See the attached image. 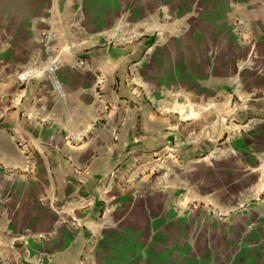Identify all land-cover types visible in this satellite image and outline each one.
<instances>
[{
	"label": "crops",
	"instance_id": "0c3cea01",
	"mask_svg": "<svg viewBox=\"0 0 264 264\" xmlns=\"http://www.w3.org/2000/svg\"><path fill=\"white\" fill-rule=\"evenodd\" d=\"M0 264H264V0H0Z\"/></svg>",
	"mask_w": 264,
	"mask_h": 264
},
{
	"label": "built area",
	"instance_id": "2783aa9c",
	"mask_svg": "<svg viewBox=\"0 0 264 264\" xmlns=\"http://www.w3.org/2000/svg\"><path fill=\"white\" fill-rule=\"evenodd\" d=\"M235 27L237 29L236 34L240 42L244 45L249 44L250 39L246 31L244 20L240 18L236 19ZM142 37V33L129 28L115 39L110 40L109 45L117 47L132 46L136 44ZM58 41L59 36L54 29L50 28L42 33L38 42L40 56L17 74V82L20 86L43 78L50 82L51 92L54 97L59 99L67 98V92L65 91L64 85L58 76V72L62 66V63L59 59V53L55 52L54 50ZM141 65L142 62H138L135 64V68L137 69ZM85 66L86 61L80 59L76 67L85 68ZM138 94L140 93H137L136 95ZM176 207L179 209V211H181L178 205H176ZM82 260L87 261L88 258L82 257Z\"/></svg>",
	"mask_w": 264,
	"mask_h": 264
}]
</instances>
